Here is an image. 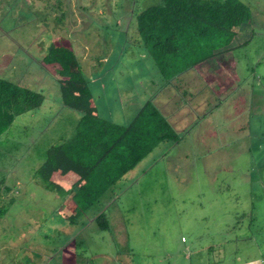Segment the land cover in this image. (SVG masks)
Returning <instances> with one entry per match:
<instances>
[{
  "label": "rangeland",
  "instance_id": "rangeland-1",
  "mask_svg": "<svg viewBox=\"0 0 264 264\" xmlns=\"http://www.w3.org/2000/svg\"><path fill=\"white\" fill-rule=\"evenodd\" d=\"M157 1L0 0V77L44 97L0 135V180L14 197L0 218V264H264V0H242L244 45L170 81L134 20ZM55 40L82 66L102 117L125 124L150 98L179 136L73 222L77 209L35 177L78 116L40 60ZM101 210L107 229L94 219Z\"/></svg>",
  "mask_w": 264,
  "mask_h": 264
},
{
  "label": "trees",
  "instance_id": "trees-1",
  "mask_svg": "<svg viewBox=\"0 0 264 264\" xmlns=\"http://www.w3.org/2000/svg\"><path fill=\"white\" fill-rule=\"evenodd\" d=\"M61 3V0H57ZM65 11L54 16L62 22ZM136 30L165 81L181 72L221 56L247 40L239 39L249 27L250 8L242 0H158L134 14ZM251 31V30H250ZM60 41H52L41 60L57 75L61 104L76 111V123L69 137L60 136L45 150L35 170L36 182L57 191L63 204H72L66 218L73 222L165 140L179 136L153 101L145 99L125 124L102 117L92 89L80 64L65 56ZM40 91L0 77V135L16 115L38 109ZM10 187L0 180V218L14 202ZM64 208L59 209L62 214ZM97 226L108 228L103 210L94 215Z\"/></svg>",
  "mask_w": 264,
  "mask_h": 264
},
{
  "label": "crops",
  "instance_id": "crops-1",
  "mask_svg": "<svg viewBox=\"0 0 264 264\" xmlns=\"http://www.w3.org/2000/svg\"><path fill=\"white\" fill-rule=\"evenodd\" d=\"M97 91H100V88H98V90Z\"/></svg>",
  "mask_w": 264,
  "mask_h": 264
}]
</instances>
